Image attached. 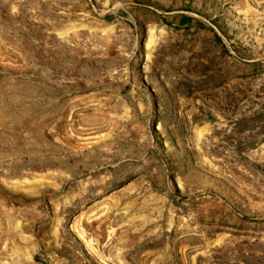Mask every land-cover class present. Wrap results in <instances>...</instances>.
<instances>
[{"label": "rangeland", "instance_id": "obj_1", "mask_svg": "<svg viewBox=\"0 0 264 264\" xmlns=\"http://www.w3.org/2000/svg\"><path fill=\"white\" fill-rule=\"evenodd\" d=\"M0 264H264V0H0Z\"/></svg>", "mask_w": 264, "mask_h": 264}]
</instances>
